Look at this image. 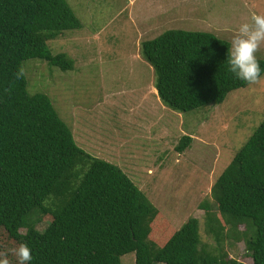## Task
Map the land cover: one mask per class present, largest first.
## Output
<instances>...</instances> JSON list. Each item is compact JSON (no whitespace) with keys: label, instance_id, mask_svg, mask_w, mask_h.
<instances>
[{"label":"trees","instance_id":"trees-1","mask_svg":"<svg viewBox=\"0 0 264 264\" xmlns=\"http://www.w3.org/2000/svg\"><path fill=\"white\" fill-rule=\"evenodd\" d=\"M81 23L66 0H0V230L10 242L26 243L30 264H241L208 251L198 222L188 220L162 246L149 239L157 210L116 165L75 143L45 94L28 92L30 59L62 71L72 62L53 54L48 42ZM231 45L207 32L168 30L142 41L140 54L154 72V89L169 109L185 114L221 104L248 85L226 63ZM264 74V59H258ZM191 137L175 147L185 151ZM206 231L217 243H244L252 264H264V119L211 188ZM49 216L43 229L37 225ZM243 226V231L238 228ZM228 227V228H227ZM3 249V248H2ZM12 264L16 258L9 254Z\"/></svg>","mask_w":264,"mask_h":264},{"label":"rangeland","instance_id":"rangeland-1","mask_svg":"<svg viewBox=\"0 0 264 264\" xmlns=\"http://www.w3.org/2000/svg\"><path fill=\"white\" fill-rule=\"evenodd\" d=\"M66 2L81 29L64 32L48 46L53 54L64 53L72 68L25 61L28 92L48 96L78 147L119 167L144 193L157 210L149 239L162 246L195 219L208 251L252 264L243 242L227 238L217 243L207 233L200 205L207 203L219 217L211 188L264 119V83L233 91L221 104L180 114L158 98L140 44L168 30H183L211 33L231 45L242 23L250 22L253 13L264 14V0ZM257 58L264 59V47ZM184 135L192 140L178 153L175 147ZM49 221L44 216L37 228ZM14 247L0 230V251ZM120 262L135 264L134 254Z\"/></svg>","mask_w":264,"mask_h":264},{"label":"clouds","instance_id":"clouds-1","mask_svg":"<svg viewBox=\"0 0 264 264\" xmlns=\"http://www.w3.org/2000/svg\"><path fill=\"white\" fill-rule=\"evenodd\" d=\"M264 47V14L253 13L250 22L242 23L233 35L231 48L228 52V70L249 87L264 83L261 65L257 53ZM26 76V70L20 65L15 79ZM9 254L16 258L17 264H30L32 251L26 243L17 247L0 251V264H11Z\"/></svg>","mask_w":264,"mask_h":264},{"label":"crops","instance_id":"crops-1","mask_svg":"<svg viewBox=\"0 0 264 264\" xmlns=\"http://www.w3.org/2000/svg\"><path fill=\"white\" fill-rule=\"evenodd\" d=\"M130 4L133 2V1H135V0H127ZM122 11V10H121Z\"/></svg>","mask_w":264,"mask_h":264}]
</instances>
